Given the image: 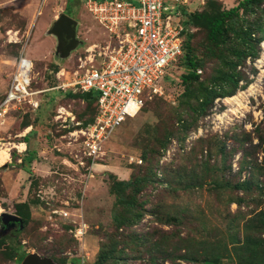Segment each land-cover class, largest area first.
<instances>
[{
    "label": "rangeland",
    "instance_id": "rangeland-1",
    "mask_svg": "<svg viewBox=\"0 0 264 264\" xmlns=\"http://www.w3.org/2000/svg\"><path fill=\"white\" fill-rule=\"evenodd\" d=\"M188 1L189 8L196 6V0ZM215 1L231 8L241 0ZM32 11L27 22L20 9L0 4V101L25 39V54L33 63L30 86L41 90L34 95L41 102L38 110L26 104L0 116V148L10 151L0 165V216L15 213L20 202H27L30 211L25 227L13 230L16 237L6 241L16 253L6 256L1 247L0 264H21L31 253L49 257L54 264H92L101 234L112 230L113 210L123 208L116 206L109 184L127 180L137 170L150 181L137 195L140 218L129 229L142 236L153 231L163 240L153 248L145 245L131 253L124 249L116 264H151L149 255L155 252L158 257L175 255L162 264H264V1L240 9L229 22L226 41L211 50L205 31L190 27L186 39L202 63L199 80L218 91L208 104L200 107L197 95L202 87L197 82L183 84L186 67L180 59L172 62L159 82L162 93L145 98L141 109L111 132L94 162L79 152L78 142L65 136L68 128L63 126L70 116L84 123L93 106L81 98L63 97L60 90L43 89L53 86L49 70L70 68L86 46L103 43L107 35L84 0H45ZM60 12L77 22L79 41L69 55L58 46L59 38L48 32ZM240 29L250 31L251 39H241ZM9 30L17 31L21 41H9ZM226 72L235 74V87L222 80ZM240 90L245 92L243 104H228V92ZM32 125L35 134L25 153H19L24 148L20 134ZM169 125L176 131L161 143ZM29 150L36 153L37 163H21ZM80 222L87 229L77 239L70 229ZM10 226L0 222V233Z\"/></svg>",
    "mask_w": 264,
    "mask_h": 264
},
{
    "label": "built area",
    "instance_id": "built-area-1",
    "mask_svg": "<svg viewBox=\"0 0 264 264\" xmlns=\"http://www.w3.org/2000/svg\"><path fill=\"white\" fill-rule=\"evenodd\" d=\"M206 0H84L89 13L104 29L107 39L92 43L78 54L70 68L54 72L55 84L47 89L72 91L96 96V113L91 123L82 125L69 117L65 136L80 145L79 152L94 160L102 153L105 140L126 117H133L145 98L160 94L159 82L167 67L182 53L186 27L182 9L197 10ZM187 11V10H186ZM9 41L20 42L17 31L9 30ZM16 58L8 88L0 101V116L24 106L38 108L31 89L33 63L25 54L26 39ZM61 114L56 117H60ZM19 151V150H18ZM140 161V160H139ZM54 213L67 216L64 210ZM86 224L70 229L77 239L86 233Z\"/></svg>",
    "mask_w": 264,
    "mask_h": 264
},
{
    "label": "trees",
    "instance_id": "trees-1",
    "mask_svg": "<svg viewBox=\"0 0 264 264\" xmlns=\"http://www.w3.org/2000/svg\"><path fill=\"white\" fill-rule=\"evenodd\" d=\"M264 0H241L237 3L236 6L231 8H222L217 4L215 0H211L208 2L206 8H199L197 10H191L188 7L183 8V23L186 27L184 39L182 42V53L177 58L180 59L181 64L185 65L186 72L181 74L182 83L190 84L192 82H197L199 87H202V91L197 95V99L200 100V107L208 104L212 98L218 94L216 90V86H205L202 81L199 80V73L201 70L199 68L202 66L201 60L195 56L191 50V47L188 44V40L186 39V35L190 29V27H196L198 29H202L205 31L206 41L208 43V48L211 50L212 47H216L221 45L226 41L227 35L229 33V22L232 18H235L239 15V10L242 9L246 11L250 5L260 6ZM187 10V11H186ZM235 31V30H234ZM241 32H237L241 34V39H251V32L240 29ZM58 65V64H57ZM58 69V66H55L50 71V86L55 84L54 72ZM166 71V70H165ZM163 78V77H162ZM223 81L230 82L235 87L237 85V79L235 74L230 72H226L223 74ZM186 90H189L186 87ZM61 92V91H60ZM234 91L228 92L230 96L234 95ZM63 97L68 98H81L84 102L93 106V114L91 118L85 120V122H81L82 125H86L91 123L94 120V116L96 113V96H91L89 99L86 98L85 94L80 92H62ZM50 98V97H49ZM48 98V99H49ZM50 100V99H49ZM41 102L39 101L38 110ZM41 127V126H40ZM168 130L163 129V138L161 143L165 142L166 138L176 131V128H172L170 125L167 126ZM172 128V129H171ZM32 125V129L23 137L24 141H29L30 135L35 134V130ZM36 157L35 152H27L23 158L21 163L30 164L32 160ZM27 172H30L27 168H22ZM150 181L149 176L145 172H141L137 170L132 172L130 178L127 180H117L114 179L110 182L108 190L109 193L113 194L116 197V206L121 204L123 206L122 210H118L115 208L112 212V230L111 232H106L101 234V242L99 245V251L97 253L96 259L92 264H116L119 260L123 259L121 256L124 253V249L131 253L133 251H139L145 245H150L152 248L156 245H159L162 240L160 236L156 235L153 231L147 232L144 236L141 233H138L134 230H130V226L133 225L139 218L140 213L136 212V204L138 202L137 195L140 191H142L146 183ZM245 185V184H244ZM243 184H238L237 187L240 189H246ZM135 210V211H134ZM15 213H9L12 215H17L23 219V228L28 223L30 218L29 204L27 202H20L15 205ZM7 213V212H6ZM0 222L2 224V218L0 216ZM17 225H11L6 229L5 232L0 233V248L4 247V251H6V256H14L16 253L15 248L11 244H7L6 241L9 239H13L16 237L14 231H16ZM14 230V231H13ZM166 243H169L167 241ZM129 244L132 247H129ZM170 244L173 245V242ZM128 247V248H127ZM172 247V248H173ZM155 250V249H154ZM153 250V251H154ZM153 253V252H152ZM175 255L172 252H166L163 256L158 257L156 252L155 254H150L149 258L151 264H162V260L170 259L173 260ZM180 257L184 259H188L185 254L180 255ZM158 258H160V262H158ZM193 261H203L207 262L206 258L198 259L191 258Z\"/></svg>",
    "mask_w": 264,
    "mask_h": 264
},
{
    "label": "water",
    "instance_id": "water-1",
    "mask_svg": "<svg viewBox=\"0 0 264 264\" xmlns=\"http://www.w3.org/2000/svg\"><path fill=\"white\" fill-rule=\"evenodd\" d=\"M76 20L67 15L64 12H60L53 20L48 32L56 35L59 38L58 46L61 47L64 55H69L70 50L74 49L79 41L75 36ZM92 91L86 92V98H90ZM2 225L7 227L8 225H17L18 230L23 229V219L17 215L9 213H2ZM21 264H54L52 259L46 256H39L38 254L31 253L26 255Z\"/></svg>",
    "mask_w": 264,
    "mask_h": 264
},
{
    "label": "crops",
    "instance_id": "crops-1",
    "mask_svg": "<svg viewBox=\"0 0 264 264\" xmlns=\"http://www.w3.org/2000/svg\"><path fill=\"white\" fill-rule=\"evenodd\" d=\"M45 2V0H0V4H8V3H11L12 5H14V8L16 9V10H19L20 9V11H21V13L23 14V15H25V19L27 20V22H28V20L30 21V19L31 18H33V9H34V7L38 4V5H40V7H41V5L43 4ZM40 13V10H38V13L37 14H39ZM51 13H52V8H51ZM59 14V13H58ZM57 14V15H58ZM57 15H55V17H53V19L51 20L52 22H53V20L57 17ZM29 18V19H28ZM74 19V18H73ZM51 22V23H52ZM51 23H49V26H48V28L50 27V25H51ZM29 131H25V132H22L20 135L22 136V137H24L27 133H28ZM38 139V138H37ZM40 139H43V137H41ZM40 139H38V140H40ZM32 140V139H31ZM28 142L30 143V141H22V142H20V144H22V145H24V148H23V150H17L19 153H22V154H24L25 153V151H26V149L28 148L27 147V145H28ZM22 158L23 157H21V161H22ZM32 161H34V163L36 162V157L32 160ZM37 163V162H36ZM121 173H123V174H125L126 172H123V171H121Z\"/></svg>",
    "mask_w": 264,
    "mask_h": 264
},
{
    "label": "bare ground",
    "instance_id": "bare-ground-1",
    "mask_svg": "<svg viewBox=\"0 0 264 264\" xmlns=\"http://www.w3.org/2000/svg\"><path fill=\"white\" fill-rule=\"evenodd\" d=\"M244 91H238L236 94L227 97L226 101L228 102V104L230 105H236L237 107L241 106L242 103V97L244 95ZM9 148H0V165L4 164L8 159H9V152H8Z\"/></svg>",
    "mask_w": 264,
    "mask_h": 264
}]
</instances>
